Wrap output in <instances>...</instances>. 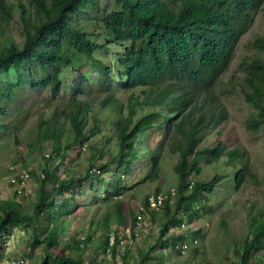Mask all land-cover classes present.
I'll return each mask as SVG.
<instances>
[{
  "label": "trees",
  "instance_id": "obj_1",
  "mask_svg": "<svg viewBox=\"0 0 264 264\" xmlns=\"http://www.w3.org/2000/svg\"><path fill=\"white\" fill-rule=\"evenodd\" d=\"M14 13L20 29L19 44L9 36ZM260 13L264 14V0H16V5L0 0V143H10L15 151L23 146L29 157L49 143L59 160L56 167L42 169L37 177L31 212L22 202L0 201V249L8 246L14 228L24 226L32 236V246L42 245L43 257L37 264H117L109 258H84L88 247L83 243L93 241L91 232L76 243L62 240L69 226L62 215L80 207L72 192L82 180L91 179L92 169L95 178L103 181L96 172L116 164L121 174L110 173L113 194L104 200L107 212L101 216L102 228L107 231L113 219L117 229H132L138 214L149 211V195L138 213L121 195L127 188V177H133L134 167L142 158L141 142L138 145L136 140L140 135L145 137L148 129H156L159 140L149 147L143 179L158 181L167 155L177 157L173 169L180 181L176 201L163 206L158 235L162 248L167 244L174 248L175 239L162 240L169 224L201 220L202 213L207 212L208 196L228 177L215 173L211 179H201L202 164L232 167L231 181L237 190L249 182L256 183L246 153L231 146L219 130L228 120V111L214 89L230 68L241 38ZM109 44L122 49L111 51L121 69L118 87L131 92L126 114L118 115L111 124L115 152L108 155L104 147L92 144L88 160L97 165L79 175L67 168L57 176L68 151L80 150L100 133L97 120L90 124L92 108L88 100L96 97L92 94L100 92L96 99L103 107L122 106L110 93V62L106 64L97 57V53L109 51ZM250 45L252 54L239 65L243 74L240 96L252 111L247 127L256 132L264 131V34L251 40ZM81 58L98 67L99 80L93 85L85 80L75 82L74 98L64 102V124L54 120L55 112L43 120L41 114L54 106L61 91L63 76ZM81 95L85 101L77 98ZM142 163L145 165L144 158ZM191 176L197 179L188 181ZM245 209L249 230L244 238L230 236L226 220H221L220 230L226 241L215 245L223 252L232 249L231 264H264V206ZM93 225L98 229V224ZM194 234L196 240L200 239L201 229ZM113 235L117 245L116 230ZM109 237L105 233L96 240L98 246L93 252L101 250L112 259L117 255L121 264H131L130 251L117 254L116 246L108 244ZM183 239L186 249L177 247L174 251L179 256L187 251L189 257L176 264H211L206 251L193 245L192 237H176ZM139 247L133 263L145 264L155 248ZM55 248H59L58 253Z\"/></svg>",
  "mask_w": 264,
  "mask_h": 264
},
{
  "label": "rangeland",
  "instance_id": "obj_2",
  "mask_svg": "<svg viewBox=\"0 0 264 264\" xmlns=\"http://www.w3.org/2000/svg\"><path fill=\"white\" fill-rule=\"evenodd\" d=\"M16 5V0H7ZM13 18L15 23H12L9 30V36L14 39L15 43L19 44L21 41L20 29L17 22V15L14 13ZM264 34V14L260 13L255 18L254 24L249 29L247 33L243 35L240 42L238 43L234 60L228 69V71L223 75L221 81L217 84L215 90V95L224 105L228 111V120L224 126L219 130L222 135L227 138L231 146H237L241 152L246 153V161L249 171L257 177L256 183L249 182L243 185L240 189H235L232 184V167H227L223 163L214 164L206 166L202 164L203 172L199 178L201 179H211L215 173L220 175L228 174V177L222 181L220 185L216 187L214 192L208 196V208L207 212L202 213L201 220H193L192 224H189L185 219L181 224L172 223L169 224V230L166 232V236L162 239L167 242L171 239L173 241L174 248L164 245L162 248L158 241L159 230L163 222L162 215L164 214L163 208L159 211H143V214H138V220L135 226L129 231L126 227H119L113 219L109 221L107 226L108 230L104 231L102 228L103 218L102 214L106 213L107 210L104 205V200L110 194H113L109 185L111 183V172H117L121 174L119 169H116V164H112L106 168V170L100 169L96 172V175L101 178H95L94 170L90 174V180H82L79 185L75 187L79 194L73 189V196L75 198V203L80 206L75 208L70 215L63 213V219L69 226L63 231L62 240H70L72 243L81 241L82 238H86L90 235L93 241L90 244H84L88 247V250L84 253V258H94L97 256L98 260L107 259L114 260L117 264H121L122 259L115 256L114 259L109 256H105L101 250L94 253L98 244L95 243L96 240H100L103 234L108 236H114L113 232L116 230L119 237H121L123 244H116V238L110 242L116 246L117 254L124 252L126 250L130 251L132 259L129 262L134 264V260L137 261V251L136 248H145L148 246H153L154 253L152 257H149L145 264H176L181 260H185L189 257L188 252L181 256L177 255L174 251L177 247L187 246V242L183 239L182 241L176 240L178 235H182L183 238L192 237L194 239L193 245L199 247L206 251L207 257L211 264H231L233 260L232 249L228 248L226 251H221V248L217 247L215 244H222L226 240L224 239V231L220 230L221 220H226V226L229 227L230 236L243 239L247 234L249 227V220L246 218L247 211L245 208H261L264 206V131L261 129L259 131L253 132L247 127V120L251 118L252 111L242 100L240 96V85L242 73L239 71V65L242 59L249 57L253 50L250 45L251 40ZM101 43L102 38L100 39ZM109 51L97 53V57L104 63L108 64L112 69V88L110 93L119 102H121V107L106 108L100 105V100L96 98L101 96L100 92L93 93V99H89L90 107V124H93V120L98 121V126L100 133L91 138L89 144H85L83 148H72L68 151L64 161L60 165L59 173L57 176H62L61 174L67 168L70 171L75 172L77 175L82 174L84 170L95 164L94 161L89 162L88 158L90 156L89 147L92 144H98L99 147H104L108 152V155L115 152V136L114 131L111 126L112 122L116 119L118 115H125L127 110L125 106L128 103V96L131 92L122 91L118 87V79L120 77L119 72L121 69L114 63L111 55V51L120 52L122 49L118 44H109ZM118 58V57H117ZM100 73L98 67H92L85 62L84 58L79 59L78 62L74 64V67L69 68L68 71L62 78L61 91L54 101V106L45 109L41 114L43 120H47L52 117L55 112L54 120L58 122L59 125L65 123V103L66 101L74 98V84L77 80H85L90 85L95 84L99 78ZM81 78V79H80ZM138 92V91H136ZM81 101H85V96L77 97ZM34 120V119H32ZM109 140V141H106ZM211 137L210 140H213ZM159 140V133L156 129L146 130V135H140L136 140L139 145V149L142 158L137 162L134 167L133 177H127V188L123 191L121 195L122 199L129 200V207L134 212L142 211L141 207L145 201V197L156 192H168L173 190L175 192V200L179 194L180 181L178 175L174 171V165L177 160L175 156H165L162 160L160 179L158 181L149 182L143 179V170H147L148 166V150L149 147H153ZM49 154L51 160L47 158L43 159L45 154ZM143 158L145 159V165L142 163ZM25 159V162L22 161ZM51 161V162H50ZM101 162V161H98ZM59 160L51 151V145L45 143L42 146L41 151L33 156H28L25 147L18 148L17 151L14 147L5 142L0 143V201L6 200H16L23 203V207L26 211L31 212V204L35 198V193L38 188L37 177L40 176L41 170L46 167H56ZM22 164L28 170H30V181L28 183V189L26 193L21 197L15 196L14 187L9 184V177L11 175L9 169L10 167H15ZM197 179V177L191 176L188 181ZM76 194V195H75ZM68 193H65V197H68ZM61 198L57 199V203H60ZM73 203H70V208L73 210ZM254 205V207H253ZM73 206V207H72ZM255 212V211H253ZM98 224V229L96 227L90 226L91 224ZM201 229V238L196 240L194 232ZM188 230L191 231L188 232ZM95 232V233H92ZM130 234L131 237H128ZM31 234L24 227L20 226L13 229V238L9 240V245L4 249H0V264H13L18 258H24L27 264H37L39 260L43 257L42 245L32 246ZM181 248V247H179ZM120 251V252H119ZM55 253L59 252V248L54 249ZM121 254V253H120ZM162 261V262H161Z\"/></svg>",
  "mask_w": 264,
  "mask_h": 264
},
{
  "label": "built area",
  "instance_id": "obj_3",
  "mask_svg": "<svg viewBox=\"0 0 264 264\" xmlns=\"http://www.w3.org/2000/svg\"><path fill=\"white\" fill-rule=\"evenodd\" d=\"M50 158V155L47 153L44 155L43 159ZM11 175L9 177V184L10 186L14 187L15 189V196L18 198L21 197L26 193V190L28 189V183L30 181V171L24 167L22 164H19L15 167H10L9 169ZM175 192L173 190H170L168 192H158L155 194H151L147 198V202L149 205V208L153 211L159 212L163 206L167 203L168 205H172L175 200ZM127 231H129L128 228H126ZM128 237H130V234H128ZM7 238V237H6ZM13 238V234L7 239V245H9V240ZM114 236H110L108 239V244L113 245L114 242H110V240H113ZM118 242L120 244H123V241L121 237H118ZM113 243V244H111ZM182 250H185V246H179ZM16 262H13V264H27L26 259L24 258H18L15 260Z\"/></svg>",
  "mask_w": 264,
  "mask_h": 264
}]
</instances>
